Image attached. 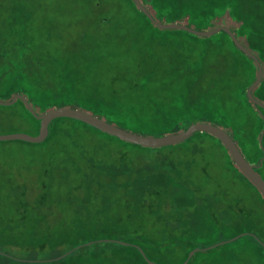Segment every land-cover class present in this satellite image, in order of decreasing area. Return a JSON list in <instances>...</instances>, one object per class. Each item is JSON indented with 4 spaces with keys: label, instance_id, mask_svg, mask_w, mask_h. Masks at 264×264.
<instances>
[{
    "label": "rangeland",
    "instance_id": "obj_1",
    "mask_svg": "<svg viewBox=\"0 0 264 264\" xmlns=\"http://www.w3.org/2000/svg\"><path fill=\"white\" fill-rule=\"evenodd\" d=\"M196 1L174 0L173 4L179 11V7L184 9L187 3ZM202 1L205 5L204 0H199L197 7L202 6ZM182 12L154 16L160 24L184 25L183 19L176 17ZM117 27V32L111 33ZM209 30L213 28L204 31ZM150 36L151 30L128 0H0V99L6 98L12 82H16L11 89L13 96L20 95L18 82L26 78L29 85L37 82L40 89L56 96L49 108L73 104L78 95H85L87 102L94 98L100 107L107 105L106 109L112 108L115 97L119 103L132 105L134 99L142 101L144 96L129 86L138 67L135 53L128 48L136 50L142 68L159 66L160 71L155 72L160 78L144 95L151 100L155 96L165 98L168 107L171 101L184 109L198 97L237 94L248 82L247 77L229 74L234 60L230 68L226 63L218 66L213 56L204 55L201 59L193 49L186 53L173 42L172 52L166 53L164 47L151 46ZM166 37V41L178 40ZM105 38L108 44L100 46L97 41ZM201 45L211 47L212 42L194 44ZM213 50L209 49L211 53ZM172 54L180 58L167 63L165 60ZM178 65L177 71L169 73ZM88 108L95 112L98 106L88 104ZM139 132L154 137L169 133L165 129ZM14 133L33 136L32 129L22 121L9 126L0 120V135ZM90 141L99 152L92 166L87 153L85 162L82 156L52 151L51 146L41 143L31 146L20 141L0 142V174H11L14 179L0 178V253L34 262L49 260L56 253L67 254L74 244L84 246L93 239L127 243L130 233L140 230L142 221L148 231L153 230L155 215L150 212L158 203L160 218L173 210L177 215L180 209L181 215L190 216L189 223L198 229L193 235V249L216 245L203 251L202 256L213 254L221 258L231 252L239 257L240 264H264V250L255 243L264 244V201L234 173L226 154L212 139L201 142L196 135L176 147L151 152L106 136H95ZM170 162L176 170H169ZM118 173L116 179L110 177ZM129 173L128 178L125 174ZM158 176L166 179L163 185L138 184ZM261 176L264 178V168ZM232 198H237V202ZM210 208L215 222L207 216ZM202 212L207 215L199 218ZM38 218H42V225L36 233L33 231L32 239L46 227L49 235L54 232L53 236L63 240L61 245L55 249V244H51L36 251H31L32 246H4L5 241H17L19 246L24 241L31 244L28 233ZM105 248L106 253L111 252L110 247ZM146 253L157 264L181 261L180 254L156 259L149 249ZM197 258L198 263L203 259Z\"/></svg>",
    "mask_w": 264,
    "mask_h": 264
},
{
    "label": "trees",
    "instance_id": "obj_2",
    "mask_svg": "<svg viewBox=\"0 0 264 264\" xmlns=\"http://www.w3.org/2000/svg\"><path fill=\"white\" fill-rule=\"evenodd\" d=\"M128 1L132 5L133 9L142 17L144 24L151 30L152 36L148 37V40L150 41L153 48L164 47L163 51L170 53L174 48L170 42H173L181 45V49L186 53H190L193 49L195 52L194 54L200 55L201 59L204 57V55L213 56L217 61L218 66L226 63V65L228 64V68H230L232 63L231 61L234 60V68L231 69L229 74L233 77L241 76V79L247 77L248 82L243 88H239L237 94L230 93L226 97H198L195 102L190 100L188 103L189 106H186L184 109L182 106H180V104H174L176 102L171 101V105L168 107L169 102L168 100L166 101L165 98L155 96L156 98L151 100L144 95V93H146V91L149 89L148 87L155 84L158 77L160 78V76H158L155 72L156 69L160 71L159 66H157L155 69V65H153L151 70L148 69V67L142 68L143 62H137L139 58L136 50L128 48V51L135 53L136 65L138 67L137 71L135 72L136 75L134 80L129 86L131 89L133 88L136 91L142 92V95L144 96L142 101L138 100L137 97L136 101L134 99V103L132 105H128L127 103H119L115 97L112 108L109 107L106 109L107 105H105L103 108L100 107L98 100L93 98V102H87L85 95H78L74 96L75 98L73 104L70 103L62 105L61 107L76 108L96 116L97 118L123 130L139 135H146L144 133H140L139 130L151 131L156 129H165L169 132L167 134H173L185 130L192 123L212 124L227 132V134L235 142L237 148L246 161L251 165H255L257 167L255 171L261 176V172L264 168V159L260 167H258V164L259 160L264 155V134L262 137V148L259 146L258 138L264 128V109H257L249 102L246 97V89L252 84L256 76L257 68L254 62L243 53L238 51L234 47L230 38L223 32L208 38H201L180 30H161L155 27L144 16L136 8L131 0ZM198 1L192 3L189 2L186 4L184 9L179 7V11H177V8H175L176 6L173 4L174 0H139V2L145 7L152 18L157 22L159 21L154 15H165L164 13L175 14L176 12L183 11L181 15L176 17H181L184 21L182 24L189 28L202 31L207 28L214 29L219 26L228 28L234 34L238 42L256 57L262 67L261 81L257 87L252 90L251 94L254 99H256L261 104H264V0H204L205 5L202 1V6L197 7ZM184 13H186L185 16L182 15ZM171 19L175 20L177 18L173 17ZM173 20L171 22H173ZM204 27L207 28L204 29ZM117 29L118 27L116 30L111 29V33H116ZM166 36H172L178 40L166 41ZM108 38H105L104 40H98L97 43L99 42L100 46L107 45ZM198 42L204 44L212 42V45L211 47H204L203 45L199 47L194 46V44ZM209 49L211 51L214 49L213 53H211ZM142 55L145 56L143 53ZM179 58L180 57H175L174 54H172L171 57L168 56V59L165 61H167V63L169 61L176 62ZM178 67H180V65H178L174 70L169 71V73L177 71V69H179ZM186 67L187 66H185V68ZM29 79L31 78L29 77ZM18 83L20 88H22L21 92L18 93L26 99L30 108L37 115H41L47 111L53 110V108H49L48 105L53 99H56V96H52L49 93H46L44 89H40L42 87L40 85H36L37 82H34V85L31 83V85H29L26 78H23L22 80L20 79ZM11 85L12 86L8 88L6 98L3 100L0 99V101L9 102L11 100L14 94L11 89L16 85V82H12ZM35 86H37L38 89H36ZM66 95L70 96L69 94ZM59 96L62 97L63 94ZM110 100L112 102L111 98ZM150 102H152V105ZM88 104L98 106L97 111H91L88 108ZM165 105H167V107H164ZM106 116L108 118H106ZM0 120L4 121V123L9 126H12L13 122L22 121L26 123L27 126H29V129H32L33 136L37 135L38 133L39 121L31 116L20 100H16L11 106H0ZM60 124L63 125L60 127ZM196 135L197 139L201 142L204 138H210L216 144H218L221 150L226 154L228 163L234 173L236 172L238 176L243 178L251 187H253L235 167L222 144L214 137L206 133H195L185 142L189 141L193 136ZM95 136L111 137L122 143H126L81 122L67 118H59L53 120L49 124L48 135L41 144L51 146L52 151L56 150L60 153L68 154L70 156H72V154H77L78 158L82 156L83 161L85 162L89 158V165L92 166V163H94L99 156L96 146H92L90 141L95 138ZM146 136L150 135L147 134ZM41 144L29 145L37 146ZM180 144L171 147H176ZM132 146L143 149L147 152H151V149L149 148L136 145ZM156 150L159 149L157 148ZM192 151L193 149H190V152ZM85 153H87L88 158L84 155ZM170 165L172 168L169 170H176V167L173 166L172 162H170ZM117 175L120 174H112L110 177L116 179ZM125 176L129 178L131 177V174H125ZM1 177L14 181L11 174L6 176L0 174V178ZM262 179L264 180V178ZM165 182L166 179L164 177L158 176L155 180L152 179L148 182L140 181L138 184L150 187L154 185H163ZM255 191L258 193L256 189ZM258 195L260 194L258 193ZM237 200V198H232V201L234 202H237ZM262 200L264 201L263 198ZM156 206L158 207V203ZM180 206L181 205L177 206L176 210H178ZM157 207H152V211L150 212L152 215H155V226L152 228L153 230L148 231L144 221H142V226L137 224L140 227V230L136 233H132L130 231L132 237H128L129 239L127 243L129 245H119L114 242L93 239L88 241L91 242L89 245L80 246L81 244H74L69 249L70 252L61 258L59 257L62 255L56 253L51 255L49 260L45 261L33 262L16 260L8 254L5 255L0 253V264H147L135 246H138L148 259L149 256L146 253L147 249L150 250V254L156 259H167L180 254L181 261L179 264H181L184 260H186L187 254L193 248H195L193 247V235L196 233V231H198V229L194 228V226L189 223L190 219L188 218H190V216L180 214L181 209L177 211V215L175 210H173L169 216H166V213H164L162 215L163 217L160 218V214L156 211ZM228 208L231 210L233 206L230 205ZM134 211L136 212L137 208L134 209ZM208 211L209 213L207 214L209 215L202 212V214L198 215V217L201 218V216L204 217V215H207L210 217V220H215L211 216V208ZM198 213H201V211ZM135 218L136 220H139V216H135ZM217 222H219L218 219ZM41 225L42 218L36 219L34 229L30 230L28 233L30 234L31 239L32 236L35 235L33 231L36 233L37 229H39ZM207 228L211 227L207 225ZM48 233L49 230H47L46 227H42L41 235L39 234L36 239H32L31 244H29L27 241H24L22 243V247V245H17V241H5L4 246L14 249L16 247L27 249L32 246L31 251H36L37 248L39 250L48 248V246L51 244H55L54 248L56 249L57 246L63 243L62 239H58V237L53 236L55 234L54 232L51 235ZM255 243L259 250H264V247H262L260 243ZM106 246L110 247V253H106ZM81 247L84 248L82 249ZM229 253L230 254L220 258L213 257V254H211L209 257H206L205 255L202 256L204 253L198 251L189 259L187 264H240L239 257L231 254V252ZM196 258L203 259L198 263L196 262Z\"/></svg>",
    "mask_w": 264,
    "mask_h": 264
},
{
    "label": "water",
    "instance_id": "obj_3",
    "mask_svg": "<svg viewBox=\"0 0 264 264\" xmlns=\"http://www.w3.org/2000/svg\"><path fill=\"white\" fill-rule=\"evenodd\" d=\"M133 4L136 6V8L158 29L161 30H180L183 32L191 33L197 37L201 38H208L211 37L219 32L225 33L233 43L234 47L243 53L245 56L250 58L256 68V76L254 79V82L247 88L246 90V97L249 100V102L258 108L264 109V104H261L256 99L253 98L251 92L252 90L257 87V85L260 83L262 78V67L256 57L250 53L245 47H243L238 40L235 38L234 34L225 27H217L213 30L209 31H195L187 26L184 25H178V24H160L157 21H155L152 16L149 14V12L145 9V7L139 2V0H131ZM16 100H20L27 111L31 114V116L39 121V128L38 133L35 136H30L23 133H14V134H7V135H0V142H7V141H21L29 144H40L42 143L47 135H48V126L49 124L59 118H67L71 120H75L78 122H81L87 126H90L102 133L108 134L114 138H117L121 141H124L126 143L149 148V149H156V148H163V147H169L174 146L180 143L185 142L188 140L192 135L195 133H206L215 139H217L222 146L227 151L231 161L235 165V167L239 170V172L250 182V184L258 191V193L261 195V197L264 199V180L261 178V176L255 171L256 166L249 164L246 159L243 157L239 149L237 148L235 142L231 139V137L227 134L226 131L222 130L221 128L214 126L212 124L208 123H194L189 125L185 130L179 131L177 133L173 134H167L160 137H154V136H146V135H139L135 133H131L129 131L123 130L119 127H116L112 124H109L89 113H86L84 111L78 110L76 108H58L53 109L50 111H47L41 115H37L28 105L26 99L21 95H14L12 96L11 100L9 102H3L0 101V106H11L15 103ZM264 134V128L261 131L258 143L259 146L262 148V137ZM264 159L263 157L259 160L258 167L262 165ZM103 241V240H102ZM116 244L119 245H129L128 243L119 242V241H113ZM260 243V242H259ZM91 242L86 243L85 245H89ZM262 247H264V244L260 243ZM216 245L211 246L210 248L215 247ZM140 253V255L143 257L145 262L147 264H157L152 261H150L144 252L138 247L135 246ZM79 248V247H78ZM207 248V249H210ZM207 249H193L191 250L186 257V260H184L181 264H187L189 259L198 251H205ZM66 254L60 256L59 258L65 256ZM58 258V259H59Z\"/></svg>",
    "mask_w": 264,
    "mask_h": 264
}]
</instances>
